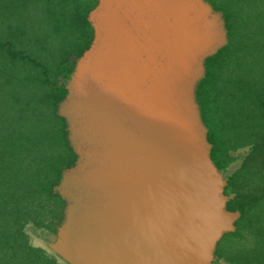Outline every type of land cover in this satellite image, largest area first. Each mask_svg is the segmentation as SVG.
Returning <instances> with one entry per match:
<instances>
[{"label":"water","instance_id":"1","mask_svg":"<svg viewBox=\"0 0 264 264\" xmlns=\"http://www.w3.org/2000/svg\"><path fill=\"white\" fill-rule=\"evenodd\" d=\"M89 19L60 103L85 160L57 187L74 201L55 250L70 264H211L238 217L194 98L227 39L221 14L205 0H98Z\"/></svg>","mask_w":264,"mask_h":264},{"label":"trees","instance_id":"2","mask_svg":"<svg viewBox=\"0 0 264 264\" xmlns=\"http://www.w3.org/2000/svg\"><path fill=\"white\" fill-rule=\"evenodd\" d=\"M224 21L226 42L204 59L194 98L216 169L227 171L234 229L214 254L228 264H264V0H205ZM98 0H0V264H65L34 243L57 230L58 190L76 165L67 118V80L90 48Z\"/></svg>","mask_w":264,"mask_h":264},{"label":"rangeland","instance_id":"3","mask_svg":"<svg viewBox=\"0 0 264 264\" xmlns=\"http://www.w3.org/2000/svg\"><path fill=\"white\" fill-rule=\"evenodd\" d=\"M218 16H217V14H213V13H209L208 14V18H216V19L220 20V18ZM81 60L82 59L78 60V63L76 65V67H75V71L70 76V78L67 80V86H73L74 85L75 80H76V75L79 73V67H80L79 64L81 63ZM59 112H60V105H59ZM68 129H69V127H68ZM76 152L78 154V157H77V161L78 162L77 163L81 164V162H84L85 156L83 155V152L81 150L80 151H76ZM246 153H247V149H240L239 151L236 152L237 159L234 161V163L231 165V167H229V169L227 171H224V172L218 171V173L222 177V180H227V175L230 174L231 172L235 171L241 165L242 159H243V157L245 156ZM77 163H76V165H77ZM75 166H73V167H75ZM64 180H65V178L62 177V179H61L62 182H60V183L62 184L64 182ZM62 197L66 200V206H65V209H64L63 217H62V219L60 221V224L57 227V230L55 232H52V233L34 232V233H32V235H33L32 237H33L34 243H36L37 245H43V246L49 248L48 250H50L51 252L56 253L63 260H65L55 250V245L60 244L62 242L63 232H64V230H65V228H66V226H67V224L69 222V219L71 217L70 205H71V202H73L74 200H73V197H71V196L67 197V196H63L62 195ZM65 261L67 262L65 264H70L67 260H65ZM211 264H228V263L225 262L224 260H217L215 254H214L212 256V259H211Z\"/></svg>","mask_w":264,"mask_h":264}]
</instances>
